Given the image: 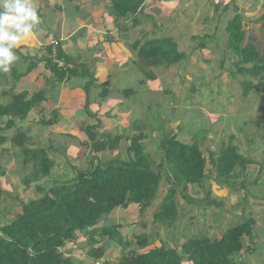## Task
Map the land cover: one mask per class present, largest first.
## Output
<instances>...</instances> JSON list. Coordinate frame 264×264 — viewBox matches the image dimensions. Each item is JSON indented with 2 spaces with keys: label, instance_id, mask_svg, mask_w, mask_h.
Wrapping results in <instances>:
<instances>
[{
  "label": "rangeland",
  "instance_id": "obj_1",
  "mask_svg": "<svg viewBox=\"0 0 264 264\" xmlns=\"http://www.w3.org/2000/svg\"><path fill=\"white\" fill-rule=\"evenodd\" d=\"M229 1L146 0L143 6L148 15H143L144 13L138 15L139 24L134 26L133 20L130 18L118 21L117 24L114 22V25H117V30L109 33L108 37L102 38L104 48L101 46L96 48V50H103V58L109 60L108 68L116 66L121 70L126 67L127 56L122 52H128L125 46L127 41L131 43L139 39V42L142 43L156 37L170 38L177 44L179 51L185 55L179 65L169 68H147L143 62L137 59L134 66L130 65L125 72L121 73L119 79H122L125 85L119 94L114 95L117 98V107L123 112L120 117L133 114L124 123L120 133L127 130L134 131L131 124L136 120V123L134 122L138 127L136 134L143 132L148 135V139L144 143V153L149 158L151 157L152 170H155L154 164H163L164 162L161 154H157L161 153L158 150L160 137L163 134L172 135V133H177L178 140L188 145L193 144L194 140L198 143L199 140L201 151L206 157L208 152L218 155L220 148L226 146L229 143L228 138L233 136V145L238 148L239 153L245 159L252 162L247 164L243 171L236 167L234 178L224 187L218 186L215 182V172L208 164L203 187L189 186L188 193L194 200L200 201L209 192V201L212 203H188L177 194L176 205L179 218L174 227L153 221L154 214L159 211L170 188L166 178L167 166L164 165L163 168H160L162 178L159 189L148 209L139 215L133 206L125 211L118 208L100 221L102 227L119 224L121 226L119 233L123 241L131 242V247L128 249L134 250L136 253H146L153 248L160 247L162 243L180 250V246L192 236L204 235L210 239H219L228 228L251 217L255 220V225L251 236L244 238L243 241L244 248L251 247L253 251H243L242 255L235 260L237 264H264V91L260 94L251 91L247 96L243 94L242 83L245 77L236 73L233 66L236 59L231 57L227 49L225 28L227 21L235 14L231 4L223 11ZM234 2L243 17V30L246 32L245 43L249 37L255 38L258 49L262 51L263 39L258 22V17L262 13L261 2L259 0H234ZM216 6L218 8L215 10ZM32 7L39 11L38 4H34ZM51 9L52 3L47 0L46 8L39 11L43 23L49 26L57 21L54 18L56 15L51 17V20L45 17L47 15L45 11ZM150 14L151 18L148 17ZM86 15L85 13L84 16ZM50 31L53 33V30ZM77 39L80 41L82 38L78 35ZM201 43L205 44V48H199ZM96 50L88 51L87 54H84L85 56H81L84 57L81 63L90 72L97 64L93 60ZM16 55L20 57L19 54ZM29 61L34 64L28 73H31V76L39 64L35 59ZM10 72L17 73L16 80L22 79L18 68L11 66ZM16 80L13 82L15 83ZM136 80H139L140 84H134ZM130 89H133L132 93L123 94L122 90ZM57 95L59 96V94ZM125 108L129 110H125ZM31 112L35 115L34 117L27 116L19 122L35 127L37 125L34 123H37L36 129H41V123L36 121L37 118L41 119V111L33 108ZM49 118V115L44 117V119ZM109 120L113 123V119ZM17 121L15 120V124ZM44 127L46 126L43 125ZM113 127L116 128L114 123ZM42 132L44 131L42 130ZM112 133L116 135V131L113 130ZM111 135V138L114 139V135ZM48 137H54L48 134V129L44 135L39 133L37 138H33L29 134L25 144L28 146L32 141L33 143H44L43 141ZM40 143H37L33 148L41 147ZM126 143L125 140L121 142L122 146ZM67 145L78 146L81 144L76 140L75 143ZM80 148L79 150L85 154L90 153L89 150L92 149L91 147L89 149ZM67 150L71 152L70 154L76 151V149L68 148ZM8 154L9 158L11 155H15L17 158V154L22 157L19 150L17 153L10 152ZM103 154L107 156L106 158L102 157L105 161L114 163H121L132 157L125 153V148L105 151ZM89 157L91 158V156ZM254 162L256 163L254 164ZM91 163L93 162L90 159L83 162L82 165L73 166H76V169H84L93 167ZM31 164L28 162L25 166L16 163L11 165V167H15L13 169L4 168L5 176L0 178V186L5 193L0 209L1 225L14 219L16 214L21 212L24 203L30 199H39L43 195L34 188L25 189L21 183L23 173L31 171ZM61 168V165L58 168L55 167L56 170L54 169L53 174H57L56 177L58 176L60 182H66L62 177L63 174L66 178H72L73 170L69 164L63 166V168H67V173L59 170ZM260 171L262 172L260 173ZM45 181L44 179L39 184L42 185ZM141 235L146 236L149 242L148 247L143 250L138 249L135 240L136 236ZM77 236L78 246L83 247L86 239L78 233ZM100 246L98 245L96 248ZM128 249H124V251L128 252ZM77 253L82 261H80L81 263L79 260L76 261L77 264H103L105 261L115 263L122 256L121 248L113 242L109 246H105L104 255L96 263L86 256V250L78 249ZM74 260L77 259L74 257Z\"/></svg>",
  "mask_w": 264,
  "mask_h": 264
},
{
  "label": "trees",
  "instance_id": "obj_2",
  "mask_svg": "<svg viewBox=\"0 0 264 264\" xmlns=\"http://www.w3.org/2000/svg\"><path fill=\"white\" fill-rule=\"evenodd\" d=\"M145 1L109 0L108 11L116 24L130 18L135 26L140 23L137 16L143 14ZM259 1L262 4V13L258 17L263 39L262 51L258 49L255 38L249 37L245 43L243 17L234 0H230L223 10L230 4L233 5L235 14L227 21L225 34L227 49L231 57L236 59L233 63L236 73L245 77L242 83L245 96L251 91L257 94L264 91V0ZM217 8L218 6L215 10ZM148 17L151 18L150 15ZM53 40L55 45L50 44L49 40L43 58L48 70L59 80L82 76L89 78L93 84L94 78L89 70L84 66L79 68V65L63 53L59 40ZM199 48H205V44L201 43ZM132 50L147 68H169L179 65L185 57L170 38L156 37L142 43L136 41L132 44ZM57 61L62 65L59 66ZM33 67L34 64H31L28 69ZM128 91L132 93V90ZM44 99L43 92L29 98L22 93L16 95L9 104L0 106V145L9 140L11 146L17 147L21 152L23 164L32 163L31 171L23 173L21 183L25 189L34 188L43 194L39 199H30L24 203L21 212L14 219L0 224V264H77L73 258L66 256L69 249L79 247L77 233L86 239L83 249H86V256L95 263L104 255L105 246H109L111 242L121 248L122 256L115 263L105 261L103 264H237L235 259L243 251H253L251 247L244 248L243 241L252 234L255 220L251 217L228 228L219 239H210L204 235L192 236L180 246V250L162 243L160 247L146 253H136L128 249L131 242L123 241L119 224L111 227L99 226L103 218L118 208L125 211L133 206L139 215L148 209L156 198L162 178L160 168L164 165L167 166L166 178L170 188L159 211L153 216L154 223L175 226L179 218L177 194L188 203L211 204L209 192L204 199L194 200L188 193V187H203L208 164L215 172V182L224 187L234 178L236 167L243 171L247 164L252 163L233 145V136L228 138L229 143L226 146L220 148L218 155L208 152L206 157L201 151L199 140L198 143L194 140L193 144L188 145L178 140L177 133L163 134L158 141V150L161 153H155L161 154L164 162L154 164L155 170H152L151 157L144 153V143L148 135L143 132L132 137L114 136V139L106 133L88 132L86 135L91 143L84 145L92 148L89 152L93 167L74 168L73 177L66 182H60L57 174H53L55 167L60 165L56 166L50 159V149L26 146L27 135L20 130L10 139L4 135L15 126V120L23 121L34 106ZM56 117L54 115L53 118ZM43 122L46 127L54 123L51 119ZM124 140L130 143L129 146H122L121 142ZM119 146L125 148V153L132 157L121 163L105 161L107 156L103 152L118 150ZM1 175H4V171L0 170V177ZM44 179L45 183L40 185ZM4 198L5 193L0 186V209ZM135 240L139 250L149 245L144 235L136 236ZM98 245L101 246L96 248ZM67 246H70L69 249ZM124 249H128V252Z\"/></svg>",
  "mask_w": 264,
  "mask_h": 264
},
{
  "label": "crops",
  "instance_id": "obj_3",
  "mask_svg": "<svg viewBox=\"0 0 264 264\" xmlns=\"http://www.w3.org/2000/svg\"><path fill=\"white\" fill-rule=\"evenodd\" d=\"M50 2L52 3V9L45 11L47 14L45 17L51 20V17L56 15L54 18H56L57 21L55 24L53 23L52 26L45 25L39 15V11L46 8L47 0H29L31 6L38 4L39 11H37V13L38 16H40V23L37 29L33 30L34 34L32 36L23 39L18 47L13 49L20 57L13 62L12 66L18 68V72H21L19 74H22V79L16 80L17 73H0V106L9 104L16 95L22 93L27 94L29 98L33 94L43 92L45 99L37 103L34 107L35 110L41 111V119H36L37 122L41 123H39L42 125L40 127L41 129H36L38 126L37 123H34L37 125L36 127L33 125L27 126L23 125V122L21 123L18 120L13 127L14 129L12 128V130L6 132L4 135L6 138L10 139L20 130L27 136L31 134L33 138H37L39 133L44 135L48 129V134L54 137H48L43 141L44 143L37 142L40 143L41 147L39 148L50 149L48 153L50 159L55 165L58 164L62 166L59 170H63L67 173V168H63L64 165L69 164L72 168L71 170H74V168L76 169L77 167L73 165H82L83 162L90 160V153L85 154V152L79 150L80 147L90 148L89 145H84L91 143L86 135L88 132L98 134L106 133L112 136L111 134L114 135V133H112L114 130L116 131V135L114 136L127 135L128 137H132L136 134V129L138 128L135 126L136 120L131 124L132 130L134 131L127 130L120 133L124 123L129 117L133 116V114L130 113V115L126 117H120V114L123 112L117 107V98H115L114 95L119 94L125 85V82L119 79L121 73L125 72L126 68H129L130 65L134 66L138 59L136 53L131 50V48L134 42H139V39L131 43H129L130 41L125 42L128 51L122 52V54L127 56L125 68H122V70L118 69L116 66L108 68L109 60L107 59V61L103 58V50H101V54L100 49L96 50V48L98 46L104 48V45H102V38L108 37L109 33L117 30L116 25H114V18L110 16L108 11L109 0H50ZM85 13L87 14L86 16H84ZM143 13V15H148L146 10H144ZM50 30H53V33ZM116 33L118 34V31H116ZM78 35L82 38L80 41L77 39ZM56 38L60 42L63 53L75 62L76 65H79V68L84 66L81 63L84 57L81 56H85L84 54H87L88 51L91 52L96 50L98 52L93 54V60L97 62V64L92 68L91 72L89 71L94 78L93 84L89 78L82 76H74L59 80L48 70L43 61L46 54V45H49L48 42L50 39L56 40ZM115 51L114 53H116ZM30 59H35L39 64L31 76V73L28 74L31 71L28 68L33 64L29 61ZM13 80H16V82L14 83ZM134 84H140L139 80H136ZM104 89L106 92H104ZM130 90L133 91V89ZM122 92L124 95L129 94L128 90H122ZM103 93L106 95L102 96L101 94ZM57 94H59V96ZM44 108H46V111H44ZM126 109L129 110L128 108H125V110ZM47 115H49L50 118L44 119ZM54 115L57 117L53 118ZM28 116L34 117L35 115L30 111ZM110 118L113 119L116 128L113 127V123L109 120ZM50 119L53 120L54 123L43 128V121H48ZM42 130L44 132H42ZM55 133L59 134L57 135ZM76 140H78V142L80 141L81 145H67L68 143H75ZM37 143H33L32 141L28 146L33 148ZM124 145L129 146V143L127 142ZM67 148L70 150L76 149V151L70 154L71 152H69ZM17 151L18 148L12 147L9 140L3 145H0V166L2 167L0 170L2 172L4 168H15L11 167V165L16 163L24 165L23 157L19 154H17V158H15V155H11L10 161L8 153H17ZM4 176L5 175H1L0 178ZM62 177L65 181L71 179L66 178L64 174ZM69 247L70 246H67V249H69ZM75 250L76 251L69 252L67 256L72 255V257H75L80 262V257L77 256V254L79 255L81 253H77V249Z\"/></svg>",
  "mask_w": 264,
  "mask_h": 264
},
{
  "label": "clouds",
  "instance_id": "obj_4",
  "mask_svg": "<svg viewBox=\"0 0 264 264\" xmlns=\"http://www.w3.org/2000/svg\"><path fill=\"white\" fill-rule=\"evenodd\" d=\"M0 9V72L9 73L13 62L18 60L13 49L18 47L23 39L34 34L33 30L37 29L40 17L29 0H0ZM99 226L102 227L101 224ZM73 250L69 249L67 254ZM69 257L74 259L71 255Z\"/></svg>",
  "mask_w": 264,
  "mask_h": 264
},
{
  "label": "built area",
  "instance_id": "obj_5",
  "mask_svg": "<svg viewBox=\"0 0 264 264\" xmlns=\"http://www.w3.org/2000/svg\"><path fill=\"white\" fill-rule=\"evenodd\" d=\"M50 44H54V45H55V41H54L53 39H50ZM57 63L59 64V66H61V65H62V63H61V62H59V61H57Z\"/></svg>",
  "mask_w": 264,
  "mask_h": 264
}]
</instances>
